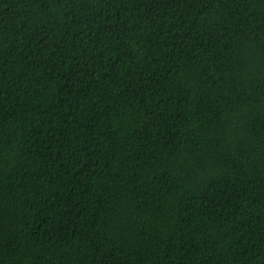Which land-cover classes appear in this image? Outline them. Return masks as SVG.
Wrapping results in <instances>:
<instances>
[{
    "label": "trees",
    "instance_id": "trees-1",
    "mask_svg": "<svg viewBox=\"0 0 264 264\" xmlns=\"http://www.w3.org/2000/svg\"><path fill=\"white\" fill-rule=\"evenodd\" d=\"M0 264H264V0H0Z\"/></svg>",
    "mask_w": 264,
    "mask_h": 264
}]
</instances>
